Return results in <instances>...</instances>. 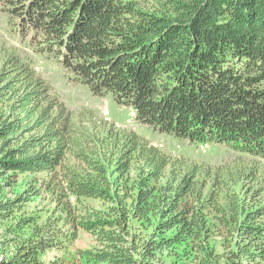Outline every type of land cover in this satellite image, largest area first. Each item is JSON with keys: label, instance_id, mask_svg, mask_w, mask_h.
I'll return each instance as SVG.
<instances>
[{"label": "trees", "instance_id": "obj_1", "mask_svg": "<svg viewBox=\"0 0 264 264\" xmlns=\"http://www.w3.org/2000/svg\"><path fill=\"white\" fill-rule=\"evenodd\" d=\"M0 3L20 38L92 94L143 125L241 153L214 170L133 130L81 125L31 56L0 45V191L25 182L0 201L20 239L0 240V264H42L80 230L95 241L77 250L92 264L264 262V0ZM36 196L53 203L49 215L15 213Z\"/></svg>", "mask_w": 264, "mask_h": 264}, {"label": "rangeland", "instance_id": "obj_2", "mask_svg": "<svg viewBox=\"0 0 264 264\" xmlns=\"http://www.w3.org/2000/svg\"><path fill=\"white\" fill-rule=\"evenodd\" d=\"M11 5V3H0V45L14 47L18 52L31 56L40 80L51 86L52 93H56L67 108L74 112L75 120L79 124L90 126L91 123L96 122L95 124L99 126L111 124L117 129L133 130L147 139L151 144L173 157L203 163L214 170L220 167L223 168L225 163H235L234 160L241 153L233 151L225 145L191 143L170 133L161 132L158 129L138 122L135 119L133 110L115 101L111 94H92L87 85L77 82V80L73 79L56 64L51 57L37 51L35 43H30L29 33L23 35L20 39L13 21L15 19H11L10 12L6 10L10 9ZM78 116L87 117H85L86 120L84 121L83 119L80 120ZM70 161L73 160L70 159ZM258 163L261 166L263 165L264 168V159L259 158ZM223 169L225 170V168ZM262 171L264 172V169ZM24 184L25 182L21 180L11 188L4 187L1 189L0 201L14 197L15 193L19 192ZM84 201L97 204L95 200L91 199H85ZM20 207L21 209L16 211V214L20 213L21 210L24 213L39 212L40 220L50 214L53 203H50L47 196H36L20 204ZM9 223V219H4L0 216V240H9L7 241V247L14 248L20 239L6 230V226ZM93 245H95V241L90 234L80 230L78 238L68 250L47 249L41 256L42 264H92L87 262V259H83L78 255L77 250L91 248ZM261 263L264 264V262Z\"/></svg>", "mask_w": 264, "mask_h": 264}]
</instances>
